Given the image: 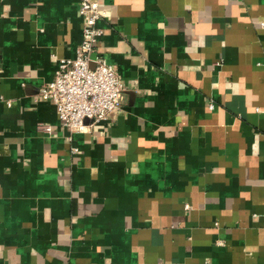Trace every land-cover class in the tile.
I'll return each instance as SVG.
<instances>
[{
  "label": "crops",
  "instance_id": "0c3cea01",
  "mask_svg": "<svg viewBox=\"0 0 264 264\" xmlns=\"http://www.w3.org/2000/svg\"><path fill=\"white\" fill-rule=\"evenodd\" d=\"M98 2L122 104L70 133L79 0H0V264H264V0Z\"/></svg>",
  "mask_w": 264,
  "mask_h": 264
},
{
  "label": "built area",
  "instance_id": "2783aa9c",
  "mask_svg": "<svg viewBox=\"0 0 264 264\" xmlns=\"http://www.w3.org/2000/svg\"><path fill=\"white\" fill-rule=\"evenodd\" d=\"M79 10L82 38L75 54L62 58L52 79L40 88V96L56 105L59 119L70 133L87 131L120 109L124 91L116 67L96 53V42L102 34L98 0H79ZM41 128L52 130L46 124Z\"/></svg>",
  "mask_w": 264,
  "mask_h": 264
},
{
  "label": "water",
  "instance_id": "95a60500",
  "mask_svg": "<svg viewBox=\"0 0 264 264\" xmlns=\"http://www.w3.org/2000/svg\"><path fill=\"white\" fill-rule=\"evenodd\" d=\"M87 121V120H86Z\"/></svg>",
  "mask_w": 264,
  "mask_h": 264
}]
</instances>
